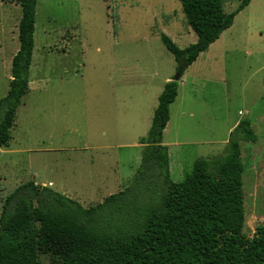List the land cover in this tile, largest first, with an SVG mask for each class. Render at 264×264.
Listing matches in <instances>:
<instances>
[{
  "label": "rangeland",
  "instance_id": "1",
  "mask_svg": "<svg viewBox=\"0 0 264 264\" xmlns=\"http://www.w3.org/2000/svg\"><path fill=\"white\" fill-rule=\"evenodd\" d=\"M240 2L223 0L225 12ZM22 14L19 0H0V100ZM162 34L181 49L197 42L179 0L38 1L30 90L0 149V218L29 182L87 209L130 187L159 98L178 73ZM184 75L165 136L181 143L171 147L172 181L182 182L198 159L224 156L234 127L250 121L257 142L241 146L251 238L264 227V0H252ZM39 262L62 264L50 255Z\"/></svg>",
  "mask_w": 264,
  "mask_h": 264
},
{
  "label": "trees",
  "instance_id": "2",
  "mask_svg": "<svg viewBox=\"0 0 264 264\" xmlns=\"http://www.w3.org/2000/svg\"><path fill=\"white\" fill-rule=\"evenodd\" d=\"M39 0H19L20 49L12 80L0 100V149L8 148L17 112L30 90ZM197 42L185 49L161 41L178 73L165 85L130 187L104 203H80L34 182L5 201L0 218V264H40L50 255L62 264H264V227L244 235L245 191L242 144L257 142L250 121L231 133L224 156L198 159L182 182L172 181L169 149L163 145L185 72L230 30L251 5L241 0L227 14L223 0H179Z\"/></svg>",
  "mask_w": 264,
  "mask_h": 264
},
{
  "label": "crops",
  "instance_id": "3",
  "mask_svg": "<svg viewBox=\"0 0 264 264\" xmlns=\"http://www.w3.org/2000/svg\"><path fill=\"white\" fill-rule=\"evenodd\" d=\"M199 59V58H198ZM197 62V61H196ZM184 77H185V75L182 77V79H181V83H183L182 81H183V79H184ZM12 80V76H11V79H10V81ZM168 82H170L169 80H167V82H166V84L168 83ZM183 85H184V83H183ZM180 86V85H179ZM180 88L181 87H179V91H180ZM180 94H181V92H179V94H178V98H177V100H176V102L171 106V120H170V122H169V124H168V126H167V128H166V130H165V132H164V136H163V145L164 146H166L168 149H169V156H170V173H171V169H172V167H173V165H172V150H171V147H173V146H179V145H181V143H179L178 141H175V142H173V143H165V136H166V134L168 133V131H169V129H170V127H171V124H172V111H173V108H174V106H175V104L177 103V101L180 99ZM183 118H184V116H186V114H185V112L181 115ZM238 125L239 124H237L235 127H234V129H236L237 127H238ZM52 184H50L49 186H51Z\"/></svg>",
  "mask_w": 264,
  "mask_h": 264
}]
</instances>
